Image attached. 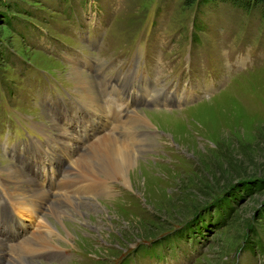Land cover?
<instances>
[{
  "label": "rangeland",
  "instance_id": "374dc122",
  "mask_svg": "<svg viewBox=\"0 0 264 264\" xmlns=\"http://www.w3.org/2000/svg\"><path fill=\"white\" fill-rule=\"evenodd\" d=\"M79 35L97 39L96 54L118 56L105 66L106 76L122 64L118 71L135 69L131 81L136 77L146 87L159 81L183 93V104L196 103L176 110L135 109L150 127L131 128L150 131L136 135L138 146H148L138 152L129 186L106 180L105 189L100 185L89 195L67 192L82 209L78 217L69 214L72 206L57 198L63 194L57 191L50 199L65 210L63 228L55 211L45 220L62 235H53L61 249H45V241L36 253L42 255L20 260L114 264L133 254L126 264H141L142 258L153 264L164 257L162 264L174 263L180 256L179 264H264V15L259 6L231 0H0V138L10 142L19 124L46 122L35 94L44 82L73 84L80 91L72 73L80 69L65 59L66 50L88 51ZM229 56L233 64L226 63ZM83 73L90 91L95 81ZM10 164L0 154V166ZM41 174L46 176L44 170ZM144 248H150L148 255ZM153 248H160L158 255Z\"/></svg>",
  "mask_w": 264,
  "mask_h": 264
},
{
  "label": "bare ground",
  "instance_id": "6f19581e",
  "mask_svg": "<svg viewBox=\"0 0 264 264\" xmlns=\"http://www.w3.org/2000/svg\"><path fill=\"white\" fill-rule=\"evenodd\" d=\"M72 73L76 75L77 86H80V91L88 90L89 88L85 89L84 86L86 82L83 79V70L73 69ZM129 75L131 77L132 73H125L123 77L120 78H125L130 81L128 78ZM92 90L90 89V91ZM108 112L110 117L109 121L104 120L102 124L93 128L91 132H87L84 128L82 130L83 133L79 134V137L87 136L84 143L85 146L79 144L77 149L75 148L74 150L66 151L63 145H61L59 148L60 157H63V154L65 153L66 160L69 161V164L66 165L61 175L54 179L55 182L51 186L53 192L43 189L42 186L37 184L29 176L22 173V171L15 165L10 164L8 166H0V174L2 175L0 176L2 178V182H0V191L2 190L3 194L18 204L23 218L25 220H29V223L32 222L35 227L34 230H30L27 225H25L27 229L25 226H23V233H28L27 236L25 238L22 237L23 240H21L18 245L12 246L11 253H14L15 256H12L9 253L8 256L4 258L3 262H9L11 260H8V258L14 257L12 260L15 261L8 264H27V262L20 260V258L25 257L26 254L29 255V257L27 256L28 258H31L33 253L36 254L37 250L43 248V245L46 246V244H44L45 241L48 244L45 249L50 248L51 251H59L61 249V247H58L54 243L55 237H53L55 233L56 235L60 234L55 228H53L51 224L47 222V220H45L46 216L50 214V212L55 211V215L53 214L55 216V221L61 225V228H63L61 218L65 214V210H63L59 205L55 204L53 198L50 199V196L52 197V195H55L57 191L63 193L58 195L57 198L61 197L67 200V202H69V204L72 206H69V208L71 207L73 209L69 212V214L78 217L82 215V209L78 203L74 202L72 197L67 194V191L74 188L76 184H79L80 186L82 185L85 192H95L97 187L100 185L102 186V189H105L102 184L105 183L106 180H118L123 186H129V171L130 169L137 168L136 166L139 164L138 152L141 149L146 148L148 143L143 142V145L140 147L137 144V137L130 140L118 138L112 131V127L114 126L112 124L115 122L119 123L122 120L121 115L124 112L116 111L113 104L110 106L109 110H107V113ZM133 112V115L137 113L135 110H133ZM213 112L216 113V111ZM219 112L220 110L218 113ZM221 112L223 113L222 110ZM130 116L131 115H128L126 121L129 123V128L138 123L139 126L145 125L150 127L149 121L145 115L140 114V117L135 115L136 118H129ZM63 141L67 143L68 138L63 139ZM129 141L131 142L129 143ZM48 158L49 160L51 159L50 156ZM50 167L54 168L52 164H50ZM11 168L13 170H11ZM40 198L48 202L47 207L39 204ZM45 208H47V210L43 216ZM63 230L68 236V231L66 229ZM43 231H45L48 236L43 235L45 233ZM51 235L52 238H50ZM61 237L62 235H60V238ZM2 247L3 244L0 242V253H2ZM50 250L48 249L49 252ZM32 264L41 263L33 262Z\"/></svg>",
  "mask_w": 264,
  "mask_h": 264
},
{
  "label": "trees",
  "instance_id": "16d2710c",
  "mask_svg": "<svg viewBox=\"0 0 264 264\" xmlns=\"http://www.w3.org/2000/svg\"><path fill=\"white\" fill-rule=\"evenodd\" d=\"M239 5L247 7L249 5H258L261 9V13L264 15V0H231Z\"/></svg>",
  "mask_w": 264,
  "mask_h": 264
}]
</instances>
